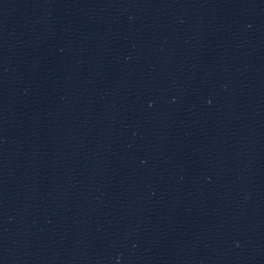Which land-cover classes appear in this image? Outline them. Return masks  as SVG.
Masks as SVG:
<instances>
[{"label": "water", "instance_id": "obj_1", "mask_svg": "<svg viewBox=\"0 0 264 264\" xmlns=\"http://www.w3.org/2000/svg\"><path fill=\"white\" fill-rule=\"evenodd\" d=\"M91 264H264V0H129Z\"/></svg>", "mask_w": 264, "mask_h": 264}]
</instances>
